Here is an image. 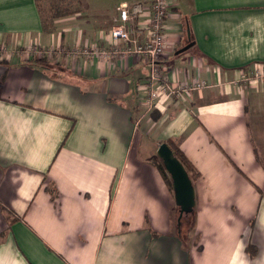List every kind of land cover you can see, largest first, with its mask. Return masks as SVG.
<instances>
[{
	"label": "crops",
	"instance_id": "0c3cea01",
	"mask_svg": "<svg viewBox=\"0 0 264 264\" xmlns=\"http://www.w3.org/2000/svg\"><path fill=\"white\" fill-rule=\"evenodd\" d=\"M81 1L0 0V264H264V82L239 80L264 62V0H170L163 67L211 86L150 113L142 55L13 52L110 45L127 2L147 36L151 0ZM169 138L199 176L197 256L155 164Z\"/></svg>",
	"mask_w": 264,
	"mask_h": 264
},
{
	"label": "built area",
	"instance_id": "2783aa9c",
	"mask_svg": "<svg viewBox=\"0 0 264 264\" xmlns=\"http://www.w3.org/2000/svg\"><path fill=\"white\" fill-rule=\"evenodd\" d=\"M150 19L147 26V36L139 25L140 17L146 11V5L141 1L125 3L120 8L121 20L114 17L113 36L119 40L111 49L95 44L79 46L78 50H68L67 53L76 54L88 60L101 59L108 62L121 61L130 55H142L149 63V73L143 84L144 91L142 108L151 112L160 108L164 100H177L190 91L201 90L211 86L205 79L195 80L192 83L178 82L173 73L166 71L162 66L166 44V20L169 14L168 0H151ZM122 41H125L122 42ZM13 52L18 55H33L34 57H50L63 55L64 51L57 47H29L19 48ZM240 80L247 83L264 82V62H256L251 67L241 71Z\"/></svg>",
	"mask_w": 264,
	"mask_h": 264
},
{
	"label": "trees",
	"instance_id": "16d2710c",
	"mask_svg": "<svg viewBox=\"0 0 264 264\" xmlns=\"http://www.w3.org/2000/svg\"><path fill=\"white\" fill-rule=\"evenodd\" d=\"M37 2H38V4H40V2L42 1V0H36ZM53 2H58V1H62V2H68L69 3V1H72V3H75L76 5L74 6H72V7H70L69 5H68V3L66 4V5H64L63 7H65V8H63V9H58V6H56V9H55V11L56 12H58V13H56L55 15H57V16H59V15H61V16H63V15H68V14H70V13H73V12H80L81 11V9L83 8V3H82V1L81 0H52ZM169 1V14H168V16H167V19H168V17H169V15H170V13H171V3H170V0H168ZM54 3V4H55ZM127 4H128V2H127ZM116 16H118V19L119 20H121V16H120V8H119V10L117 11V13L116 14H114V16H113V19H114V17H116ZM167 21V20H166ZM43 22H44V20H43ZM139 22V21H138ZM115 23H117V22H115V21H113V24H112V27H111V29H110V35H111V38H112V43L110 44V45H102V44H98V43H95V46H99V47H103V46H106L107 48H109V49H111L116 43H118L119 44V40L118 39H116L114 36H113V29H114V26H115ZM45 24H46V22H45ZM122 42H124L125 43V41H122ZM89 45H91V44H89ZM79 46H83V45H76V46H74V47H71L70 49H71V51L72 50H78V47ZM57 48V47H56ZM61 48V50H63L64 51V54H66L67 56H68V58L69 59H76V58H78L77 57V55L76 54H73V53H70V54H68L67 53V51L68 50H70V49H68L67 47H60ZM37 58H41L40 56L39 57H37ZM49 58V59H48ZM43 60H45V61H50V57H45V58H43ZM162 63H163V61H162ZM148 66H149V63H148ZM162 66H163V64H162ZM164 68V67H163ZM165 69V68H164ZM166 70V69H165ZM167 71V70H166ZM240 80V79H239ZM208 82V81H207ZM210 84V83H209ZM154 112V111H153ZM152 112V113H153ZM151 113V114H152ZM158 114L156 115V116H154V118H158ZM167 143L170 145V147L173 149V151L175 152V155L181 160V162L184 164V166L186 167V169H187V171L189 172V174H190V176H191V178H192V180H196L199 176H198V172L195 170V168L193 167V165L191 164V162L189 161V159H188V157L186 156V154H185V152L179 147V145L177 144V142L174 140V139H172V138H169L168 140H167ZM155 164L157 165V167H158V169L160 170V172H161V175L163 176V178H164V180H165V182H166V184H167V186H168V188H169V190L172 192V193H174V191H173V186H172V179H171V177H170V174L167 172V170H166V168L164 167V165H163V163H162V161L161 160H157L156 162H155ZM47 189L53 194V196H54V193H55V189L54 188H50V187H47ZM194 213V212H193ZM193 213H191L189 216H187V217H185V218H183V220H182V223H181V233H183V234H185V221H187V220H191V216L193 215ZM193 218V217H192ZM15 221V218H13L12 217V219L10 220V222H9V227H10V224L12 223V222H14ZM192 223V221L188 224V226H190V224ZM5 237V232H3V233H1L0 234V241L1 240H3V238ZM183 237H184V235H183ZM247 250L250 252V254L251 255H255L256 254V251H257V249L254 247V246H252V245H248L247 246Z\"/></svg>",
	"mask_w": 264,
	"mask_h": 264
},
{
	"label": "water",
	"instance_id": "95a60500",
	"mask_svg": "<svg viewBox=\"0 0 264 264\" xmlns=\"http://www.w3.org/2000/svg\"><path fill=\"white\" fill-rule=\"evenodd\" d=\"M157 155L172 179L174 198L180 213L177 219L180 229L184 216L191 214L196 205V192L193 180L181 160L167 142L159 145Z\"/></svg>",
	"mask_w": 264,
	"mask_h": 264
},
{
	"label": "rangeland",
	"instance_id": "374dc122",
	"mask_svg": "<svg viewBox=\"0 0 264 264\" xmlns=\"http://www.w3.org/2000/svg\"><path fill=\"white\" fill-rule=\"evenodd\" d=\"M54 48H56V47H54ZM149 113H150V111H149ZM255 122H256L255 120H252V123H255ZM173 210H174V216L177 217V215L179 213V207L177 206L175 200H174V203H173ZM191 221H192V216H191V220L185 221V234H184V237H185V242L188 243V245L193 249L195 255L197 256L200 253V251H201V250H199L200 249L199 246H201L200 245V243H201V234L193 226L192 227L188 226V224Z\"/></svg>",
	"mask_w": 264,
	"mask_h": 264
}]
</instances>
